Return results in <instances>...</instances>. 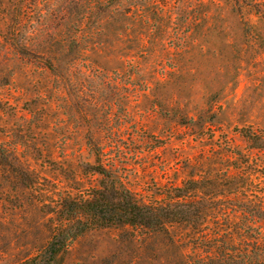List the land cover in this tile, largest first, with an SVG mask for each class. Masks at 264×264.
<instances>
[{
    "label": "rangeland",
    "instance_id": "374dc122",
    "mask_svg": "<svg viewBox=\"0 0 264 264\" xmlns=\"http://www.w3.org/2000/svg\"><path fill=\"white\" fill-rule=\"evenodd\" d=\"M82 1L0 0V264L46 241L60 196L99 185L89 140L146 200L222 172L264 194L262 154L235 129L264 134V0L112 2L125 19L105 3L108 17L83 18ZM197 236L184 224L95 228L61 264H189Z\"/></svg>",
    "mask_w": 264,
    "mask_h": 264
},
{
    "label": "trees",
    "instance_id": "16d2710c",
    "mask_svg": "<svg viewBox=\"0 0 264 264\" xmlns=\"http://www.w3.org/2000/svg\"><path fill=\"white\" fill-rule=\"evenodd\" d=\"M73 1L78 5L80 3V6L83 4L82 0ZM115 1L88 0V7L85 5L81 16L84 18L88 13L93 14L95 7L108 13L101 8L105 3L111 13L118 11L125 19L128 16L126 11L119 12L110 6ZM65 3L63 11L69 8V3ZM108 16L109 13L102 18ZM68 45L78 47L79 43L77 39L71 38L68 39ZM235 129L249 149L261 152L260 164L255 165L264 167L263 132L250 126ZM88 145L95 156L91 171L101 177L99 185L91 186L75 196H60V203L55 204L52 210L58 220L50 236L16 264H61V258L77 237L91 229L119 224L149 232L164 230L171 224L188 226L198 235L193 241V247L197 249L196 256L189 264H264V194L251 192L248 196L243 192L244 188L248 190L249 178L229 172L201 178L191 176L181 185L171 186L166 196L146 200L124 185L114 170V164L106 165L102 162L103 151L99 146L90 140ZM235 153L239 156L241 154L239 151ZM240 163L233 164L235 169L243 167L244 170V167L251 164L248 159L243 161L246 166ZM8 165L14 170L12 164ZM18 176L27 185H33L34 182L27 174L21 172ZM249 182L253 185L252 179ZM230 211L235 213L234 217H231ZM221 216L224 217L222 223L217 225ZM210 221L218 228L210 230Z\"/></svg>",
    "mask_w": 264,
    "mask_h": 264
}]
</instances>
